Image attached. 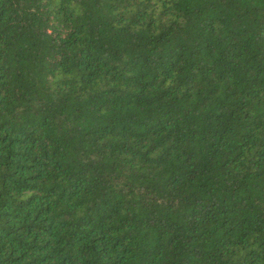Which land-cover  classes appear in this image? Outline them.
<instances>
[{
	"label": "trees",
	"instance_id": "trees-1",
	"mask_svg": "<svg viewBox=\"0 0 264 264\" xmlns=\"http://www.w3.org/2000/svg\"><path fill=\"white\" fill-rule=\"evenodd\" d=\"M0 264H264V0H0Z\"/></svg>",
	"mask_w": 264,
	"mask_h": 264
}]
</instances>
